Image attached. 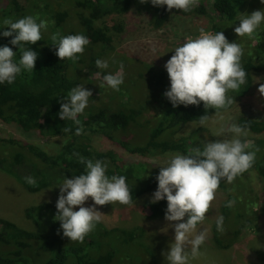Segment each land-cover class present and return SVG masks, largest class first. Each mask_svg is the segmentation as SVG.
<instances>
[{
  "label": "trees",
  "instance_id": "1",
  "mask_svg": "<svg viewBox=\"0 0 264 264\" xmlns=\"http://www.w3.org/2000/svg\"><path fill=\"white\" fill-rule=\"evenodd\" d=\"M71 11L54 10L44 4L43 8H37L35 13L43 15L54 21L49 26V32L41 41L32 45H25L37 52V59L33 71L22 70L12 84L4 82L0 84V119L6 123H13L17 129L26 136L49 135L62 136L63 142L56 151H48L37 144L22 142L14 138H0V170L12 175L29 192H39L60 183L65 178H72L84 172V165L74 153H79L87 159L103 160L107 163L106 175H124L131 188L133 201L141 195L149 192L158 182L156 176L159 170H153V164L134 160L122 159L115 152L99 151L90 145V138L94 134L105 135L120 148L132 154H154L164 152H180L187 154L192 147H203L206 139L203 137L204 127L190 129L188 133L180 130L191 123L198 122L199 117L209 114L214 109L205 110L203 102L199 105H178L173 107L170 101L164 100L163 109L154 124L146 131L143 124L138 123L137 118L141 110L132 105L131 99L124 101L118 99L117 108L109 109L108 106L96 110H87V113L78 116L83 125L84 134L76 135L77 127L71 120H61L58 116L62 98L76 85H84V60L79 56L75 62L61 60L55 54V47L51 44L50 35L59 32L61 35L83 34L88 37V46L108 48L112 46L113 36L123 30L122 23L113 26L101 24L103 17L111 14H126L132 7L145 8L151 11L153 27L160 28L173 16L180 15L184 11L172 9L166 6H153L150 0L140 3L139 0H74ZM247 5L243 0H197L195 12L205 14L209 7L215 15L212 16V29L215 32H223L229 42L235 41L228 34L230 23L236 20L240 8ZM251 7L250 4H248ZM30 9V8H29ZM24 8L19 0H9L8 10L4 13L13 20L26 16ZM34 14V12H33ZM119 22V21H118ZM1 29V28H0ZM0 30H7V26ZM12 37L0 35V46H9L17 52L18 46L11 45ZM263 52L252 51L244 54L241 64L248 73L247 79L260 70L264 69ZM261 57V58H259ZM250 73V75H249ZM135 79V77H133ZM155 78L151 77L150 88L155 85ZM138 92L142 85V78L136 79ZM248 84H243L236 91H229L227 95L234 100L246 93ZM111 108V107H110ZM137 125L132 139L121 137L120 132L126 131L131 124ZM236 124L246 128V131L259 134L260 137L252 140L254 146L251 151H256L255 162L249 171L235 179H248L255 175L261 181L264 191V117H238ZM71 128L65 132L64 128ZM245 141V138L242 139ZM71 157V158H69ZM31 176L36 180V185H29L25 177ZM57 200L43 202L29 206L25 210L27 219L36 228L28 230L20 227L15 222L0 217V242L10 245L9 248L0 249V264H128L133 261V255L137 254V248L141 245V239L146 234L143 227H105L99 222L95 229L90 232L81 242L70 241L63 236L60 222L54 217L57 214L55 207ZM264 203V197H263ZM246 204V203H245ZM222 207L225 214L224 232L228 237L217 229L207 234L210 240L209 246L213 249L225 250L231 236L240 238L246 232V224L249 219L246 214L237 209ZM167 208L166 199L150 203L144 208L149 220L165 216ZM264 209V208H263ZM251 211L247 207V212ZM244 214V215H243ZM250 229V227L248 228ZM231 231V233H230ZM121 248L122 259L114 255L115 242ZM34 243H38L49 255L43 258L41 263H34L26 250ZM115 243V244H116ZM95 251H92L94 248ZM148 258L152 253L146 248ZM150 264L149 259L143 260ZM153 261V260H151ZM154 262V261H153ZM131 264H135L132 262ZM154 264V263H152Z\"/></svg>",
  "mask_w": 264,
  "mask_h": 264
},
{
  "label": "rangeland",
  "instance_id": "2",
  "mask_svg": "<svg viewBox=\"0 0 264 264\" xmlns=\"http://www.w3.org/2000/svg\"><path fill=\"white\" fill-rule=\"evenodd\" d=\"M247 5L241 7L236 20L230 23L228 34L242 45L246 54L249 52L259 51L264 53V22L256 30L252 37H238L234 28L239 25L238 18L241 15L250 14L254 10H264L262 0H243ZM20 4L26 8V15L38 16L41 19H47L43 15L35 13L37 8H43L49 5L54 10H69L74 7V0H19ZM251 7H249V5ZM9 0H0V30H4L2 22L8 18L4 13L8 10ZM30 8V9H29ZM193 6L189 12H183L180 15L173 16L169 21L160 28L153 27L151 22V11L145 8L139 9L132 7L126 14L111 13L103 17L101 24L107 26L123 24V30L113 36L112 46L108 48H99L86 46L81 58L84 60L83 70L86 83V89L91 90L92 96L89 98L87 110H96L108 106L109 109L117 108L118 99L128 101L131 99L132 105L141 110L137 118L138 123L146 131L154 124V121L160 116L163 109V101L167 100L164 92L170 87V80L164 67L165 62L173 55L174 49L180 46L186 39L198 36L199 30L203 28L206 32L214 33L211 25L212 16L215 13L207 7L205 14L195 12ZM34 12V14H33ZM49 20V18L47 19ZM51 21V20H49ZM119 21V22H118ZM53 24V23H52ZM51 26V24H50ZM49 28L45 32H49ZM45 34H42V38ZM229 40V39H228ZM234 42L232 39H230ZM264 58V54H262ZM261 58V57H259ZM97 59L107 60L109 67L107 69H98L95 61ZM121 64L123 68L121 69ZM242 67L244 64H241ZM123 72L124 82L120 85L119 91L113 90L106 84L102 88V77L106 73L116 74ZM99 73V75H98ZM155 78V85L150 88L151 77ZM250 75V73H249ZM135 77V79L133 78ZM251 78L247 79L249 88L246 93L234 100L235 102L227 109L213 110L208 114L209 120L204 125L194 122L184 126L180 132L188 133L190 129L204 127L203 137L209 141H215L222 138L231 139L233 134L226 133L225 136H216L221 128H227L235 123L238 117H264V96H261L258 88L264 83V69L253 73ZM142 78L141 92H138L136 79ZM111 107V108H110ZM218 113V114H217ZM131 124L126 131L120 132V136L132 139L137 125ZM247 132L245 141L251 143L259 134ZM0 138H14L22 142H31L37 144L45 150L56 151L63 142L62 136L36 135L26 136L20 132L13 123H6L0 119ZM90 145L93 149L99 151H113L122 159H134L153 164V170H159L170 155L180 152H164L154 154H132L120 148L116 143L111 141L105 135L94 134L90 138ZM73 178V177H72ZM70 179V178H69ZM61 181L60 183H62ZM49 187L39 192H29L27 189L12 175L0 170V217L15 222L22 228L35 230L36 228L27 219L25 210L29 206L43 202H52L57 200L59 195V184ZM157 188V187H156ZM154 187L149 192L141 195L134 200V205H122L120 203L106 204L103 206L95 205L96 209L101 212V225L105 227H143L150 235L141 239V245L137 248V254L133 255L135 264H145L143 260L149 259V263L168 264L165 253L169 250V244L174 240V225L176 222H169L165 216L149 220L146 217L147 211L144 208L152 202L151 197L156 190ZM264 191L262 190L260 179L253 175L248 179H235L232 183L222 180L218 190L215 193V199L211 202V207L206 218L201 225H198V231L206 229L207 234L214 232L216 228V218L220 215L224 217L222 207L228 200H235L232 207L239 212L246 214L249 219L246 224V232L240 237L229 239L230 246L225 250L213 249L209 246L210 240L206 238L200 247V255L189 260V264H264ZM246 203V204H245ZM94 202L89 197L84 206H91ZM247 207L251 210L247 212ZM258 210L256 211V209ZM74 210L78 207L74 206ZM243 214V215H244ZM224 227V226H223ZM250 227V229H248ZM222 233L227 236V233ZM231 233V231H230ZM113 246L114 255L117 259L123 258L121 248L115 242ZM116 243V244H115ZM10 245L0 242V249H7ZM146 248L152 253L148 258ZM96 247L92 250L95 251ZM190 252V245L187 249ZM26 254L31 256L34 263H41L49 253L46 252L38 243H34L26 250ZM153 260V261H151ZM150 263V264H152ZM116 264V263H114Z\"/></svg>",
  "mask_w": 264,
  "mask_h": 264
},
{
  "label": "clouds",
  "instance_id": "3",
  "mask_svg": "<svg viewBox=\"0 0 264 264\" xmlns=\"http://www.w3.org/2000/svg\"><path fill=\"white\" fill-rule=\"evenodd\" d=\"M139 2L145 3L148 0ZM150 3L157 7L166 6L169 11L177 9L189 12L197 4V0H150ZM238 20L239 25L234 28L237 36L252 37L264 22V10H254L250 14L241 15ZM52 23L54 21L33 15L3 20L2 24L7 26V30L0 32V35L12 37L10 44L18 46L20 56L17 60V52L11 47L0 46V84H12L22 70L33 71L37 52L25 45L41 41L42 33ZM199 33L173 48V55L165 62L170 87L164 92V96L174 108L178 105L187 107L203 102L205 110L227 109L235 102L227 93L238 90L247 82L248 73L241 65L244 49L236 41L229 42L221 31L212 33L201 28ZM50 40L58 58L73 62L79 59L90 43L87 36L79 33L61 35L56 32L50 35ZM95 64L102 70L109 67L107 60L97 59ZM102 81L100 87L103 88L106 84L119 91L124 82L123 72L106 73ZM258 91L264 96V83L259 85ZM91 96V90L84 85H76L60 103L58 116L61 120H71L77 126L76 135L84 134L78 116L84 112ZM209 118L207 114L202 115L198 123L204 125ZM64 131L70 132L71 128L66 127ZM226 133L233 134L232 138L206 140L202 148L197 146L192 147L187 154H172L159 169L156 176L158 185L150 202L166 199L165 219L176 222L172 225L174 240L170 242L169 250L165 253L168 264H189L190 259L201 254L200 247L207 238V230L198 231V225L204 222L221 181L232 183L236 177L249 171L255 162L258 149L249 150L254 146L240 138L247 135L246 128L233 123L226 129L221 128L216 136L223 137ZM74 155L84 165V172L70 179L65 178L59 184V195L55 204L57 214L54 218L60 222L63 236L70 241L82 243L101 221V212L95 205H112L118 202L131 206L134 201L124 175L114 174L109 177L106 175L105 161L87 159L79 153ZM24 179L27 184L36 185L33 177L27 176ZM89 197L94 204L86 207L84 205ZM235 203V200H228L225 206L231 208ZM74 206L78 210H74ZM215 224L217 230L223 233L222 215L216 218ZM189 245L190 252L187 250Z\"/></svg>",
  "mask_w": 264,
  "mask_h": 264
}]
</instances>
